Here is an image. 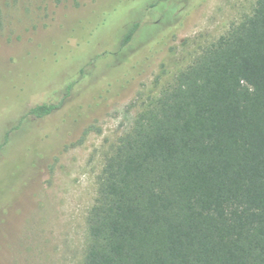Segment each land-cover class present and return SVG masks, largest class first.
Masks as SVG:
<instances>
[{
    "label": "rangeland",
    "instance_id": "374dc122",
    "mask_svg": "<svg viewBox=\"0 0 264 264\" xmlns=\"http://www.w3.org/2000/svg\"><path fill=\"white\" fill-rule=\"evenodd\" d=\"M254 1L0 0V264L83 263L117 139ZM42 103L55 108L27 115Z\"/></svg>",
    "mask_w": 264,
    "mask_h": 264
},
{
    "label": "trees",
    "instance_id": "16d2710c",
    "mask_svg": "<svg viewBox=\"0 0 264 264\" xmlns=\"http://www.w3.org/2000/svg\"><path fill=\"white\" fill-rule=\"evenodd\" d=\"M86 227L82 264H264V0L137 112L105 158Z\"/></svg>",
    "mask_w": 264,
    "mask_h": 264
}]
</instances>
